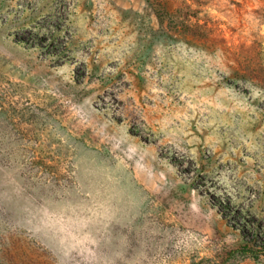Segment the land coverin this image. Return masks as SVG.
<instances>
[{
	"label": "rangeland",
	"instance_id": "374dc122",
	"mask_svg": "<svg viewBox=\"0 0 264 264\" xmlns=\"http://www.w3.org/2000/svg\"><path fill=\"white\" fill-rule=\"evenodd\" d=\"M0 264H264V0H0Z\"/></svg>",
	"mask_w": 264,
	"mask_h": 264
}]
</instances>
